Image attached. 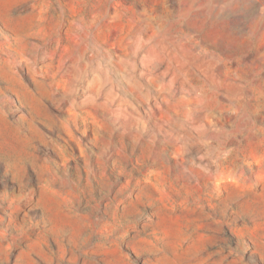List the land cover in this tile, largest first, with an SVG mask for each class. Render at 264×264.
Returning a JSON list of instances; mask_svg holds the SVG:
<instances>
[{"label": "rangeland", "instance_id": "obj_1", "mask_svg": "<svg viewBox=\"0 0 264 264\" xmlns=\"http://www.w3.org/2000/svg\"><path fill=\"white\" fill-rule=\"evenodd\" d=\"M0 264H264V0H0Z\"/></svg>", "mask_w": 264, "mask_h": 264}]
</instances>
